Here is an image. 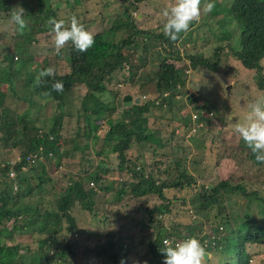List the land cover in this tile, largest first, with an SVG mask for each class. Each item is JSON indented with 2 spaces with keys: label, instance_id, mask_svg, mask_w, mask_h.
Returning <instances> with one entry per match:
<instances>
[{
  "label": "trees",
  "instance_id": "trees-1",
  "mask_svg": "<svg viewBox=\"0 0 264 264\" xmlns=\"http://www.w3.org/2000/svg\"><path fill=\"white\" fill-rule=\"evenodd\" d=\"M11 1L0 0V12L11 10ZM52 1L15 0L17 7L25 9L27 28L23 34L18 32L12 52H0V75H3V80L0 79V150L8 153L16 150L20 154V159L13 164L8 158H0V264H26L18 260V234H11L10 230L6 233L7 223L13 232L31 226L34 235H44L35 239L39 248L27 264H120L121 249L136 253L127 260L163 264L160 251L164 247L163 240L180 241L192 235L200 239L208 252H217L220 246L225 250L233 245L234 264H264V256L258 257L264 252V163H254L250 159L251 167L245 172L251 177L202 184L197 194L186 196L183 190L193 188L196 181L183 169L185 157L181 152L185 149L182 144L175 142L173 148L174 138L178 135L176 128L183 130L194 125L198 131L204 129L205 133L217 129L212 120L219 129L224 127L225 122L217 121L212 105H196L198 92L186 94L185 88L190 75L199 74L200 69L217 72L225 48L243 67L258 73L257 87L264 89L260 65L264 58V0L220 3L222 10L218 13L223 16L216 19L218 27L212 33L228 31L231 24L239 31L236 36H230L226 44L214 46L210 56L180 51L195 42L194 28L191 27L186 35L181 34L176 42L170 41L163 35V12L158 14L156 26L137 24L131 11L143 0H120L121 9L114 12L111 25L94 32L95 44L86 52H77L69 42L57 54L47 21L49 18L66 21V18H60V12L49 6ZM83 1L65 0V3L73 10L81 7ZM80 21L89 28L88 22ZM37 35H40V42H47L46 53L33 52L37 47L35 42H39ZM5 48L9 50V47ZM49 67L53 69L51 74L44 71ZM121 72L125 76L123 82L138 87L137 95H131L132 104L128 106L123 103L124 96L118 104L101 97L106 92L115 94L109 89L110 82ZM151 88L153 95L148 92ZM181 96L187 98L198 118L192 123L189 117H184L186 111L179 118L182 123L178 126L172 111L182 110L184 104L177 107L175 103ZM47 108H52L48 117L45 115ZM150 118L167 120L161 130L167 131L168 124L177 126L167 131L168 137L163 139L149 130ZM65 119H74L82 125L78 124L71 136H64ZM102 122L107 128L100 134ZM238 138L240 145L247 148ZM64 144H70V147L65 148ZM129 149L138 153L135 158L129 157ZM168 149L174 155V178L167 182L162 178L169 174V168L149 169V175H145L142 166L145 153L151 151L152 157L163 156ZM77 153L80 165L75 179L70 177L65 191L53 200V194L50 195L52 185L45 191L47 181H51L47 162L57 169L64 161L75 160ZM109 153H117L119 157L115 169L101 158ZM53 159H56L55 163H52ZM11 171L16 173L13 178L9 177ZM102 172H117L118 176L109 182V177ZM14 186H17L15 190ZM167 188L176 192L170 196L169 192L165 193ZM35 191L45 193L35 197ZM108 192L114 194L110 202L105 201L106 197L102 199ZM229 192L245 201L238 217L225 205ZM47 194L52 200H46ZM150 196L160 201L152 206L138 205L146 215L140 227L143 236L140 243L134 241V231L122 223L117 230L111 228L113 219L119 221L126 213H123L124 209L118 210L120 207H110L125 202L132 205L134 200ZM175 200L179 201L178 209L172 204ZM98 201L103 204L104 212H100L104 213L103 218H98L95 210ZM76 204L81 214L75 212ZM180 212L187 215L186 223L177 220ZM257 213L262 216L261 220L255 216ZM84 214H89V221L96 222H92L96 226L94 229L100 225L102 229L100 232L85 231L87 238L92 236L98 241L82 248L70 237L77 235L78 217L81 216L83 221ZM63 219L66 225H63ZM232 235L236 236L234 242H231ZM137 246L143 248L142 252Z\"/></svg>",
  "mask_w": 264,
  "mask_h": 264
},
{
  "label": "rangeland",
  "instance_id": "rangeland-1",
  "mask_svg": "<svg viewBox=\"0 0 264 264\" xmlns=\"http://www.w3.org/2000/svg\"><path fill=\"white\" fill-rule=\"evenodd\" d=\"M204 1L206 0H202V5L206 4L204 3ZM208 2H213L215 4V7L211 13L205 14L202 12L200 21L192 25V28H194L193 38H195V42L193 44H190L187 49L180 50L184 54H196L200 52L205 56H210L213 53L214 46L226 44L228 38L230 36H236L237 32L239 31L238 28H232L234 25L231 24L228 25V31H225L223 29V31L217 30V32L212 33V31L218 27L216 19H219L223 16V13H218L219 9L222 10V6H220V3L224 2L226 5L229 4V0H209ZM17 3L18 2H15V0H12L9 5L11 8H13L17 7ZM173 3V0H143L142 2L138 3L135 10L131 11V16L137 24H140L143 27L156 26L159 21L158 14L160 12H164L166 8L171 7ZM49 6L52 9L58 10L60 12V18H66V21L70 20L69 18L71 17V15H76L79 20L88 22V25L86 24L87 26H89L88 30L95 32L100 29L108 28L111 25L114 12H119V10L121 9V2L120 0H84L81 7H76L75 9L71 10L66 6L65 0H53L49 3ZM9 16L10 10H1L0 52H12L13 44L18 39L19 33L16 29V26L10 22ZM210 27L213 29H209ZM202 35L204 37H201ZM39 39L40 35H37L36 40ZM35 43L37 47H34L33 52H47L46 49L48 45L45 40H42L41 42L39 40V42ZM5 46L9 47V50L5 48ZM221 57V63L217 72L210 73V70L200 69L199 74L193 73L194 75H190V78H188L189 83L185 88V90L187 91L186 94L195 91L198 92L197 98L195 100L196 105L207 103L212 105L214 111L217 114L216 117H218L217 121L225 122L224 127L219 129L220 126L214 120H212L213 125L221 131L219 132L217 129H211L210 131L203 133L204 129L198 131L199 128L194 125L189 129L184 128L182 130L181 128L177 129V125L168 124L167 131L176 128V132L178 134L174 138L173 148L175 147V142H177L182 144L183 148L185 149L183 151L184 153L181 152L183 157H185L183 169L190 172L196 181L193 184V188L186 187L183 190L182 193L186 196L194 193L197 194L202 184H205L206 186L209 183L220 182L221 180L226 178L229 180H236L237 178L239 179L241 177H251V175L245 172V170L250 169L251 161L257 162L251 150L248 147L244 148L243 145H240L241 141L239 142L238 135L234 132V124L237 122L245 121L248 112L250 111L249 105L253 103L257 98L264 97V89H260L257 87L256 82L258 80V73L255 70L243 67L241 63L228 51V48H225V50H223V52L221 53ZM260 65L264 77V58L262 59ZM0 76V79L3 80V75ZM118 78L113 79V81L110 82L109 86V89L115 91V94L113 95L106 92L104 96H101L102 99L111 100L118 104V101L120 102L123 96L125 97L126 95H132L135 97L137 95L136 91L138 87L133 86L128 82H123V80H125V76L122 75V72L119 74ZM193 78H195L196 81H193ZM148 92L153 95L152 88ZM124 97L122 99H124ZM175 103L177 107L181 106V104H184L181 111H179V109H173L172 111L174 122L178 123V126H181L180 123L182 122L179 120V118L183 117L186 111L187 112L184 117L189 116L190 113L194 114L196 113V111L190 107V103L187 102V98L185 96L178 97ZM51 113L52 108H50L49 110L47 108L45 115L48 117V115L50 116ZM228 113H231L233 115L232 121L226 120L225 114ZM115 116H119V114ZM101 121L102 120L98 121V123H100ZM166 122L167 120L150 118L148 124L150 128L149 130L152 131L153 134H159L163 139H166L168 137V132L166 130H161L165 126ZM78 124L82 125L79 122L76 123L74 119H65L62 129L63 135L71 136L74 132V129L78 127ZM202 127H204V125H202L201 128ZM104 128H107V125L102 122L101 128L99 130L100 134H102ZM192 133L194 134L191 135ZM189 135L194 137L191 138ZM214 139H218V141H213ZM64 147H70V144H64ZM166 152L168 154L166 153L163 156L157 154L156 157L151 156V151L146 152L142 164V166L144 167L143 173L145 175H149L147 174L150 173L149 169L156 170L169 168V174H164L162 178L165 180V182L173 179L175 176L176 168L173 160L174 155L169 153V149ZM127 154L130 158L133 159L137 156L138 153H136L134 149H129L127 151ZM77 156H79V153H77L76 157L74 158L75 160H66L57 169H54L55 165H51V162H47L46 168L48 169L51 181H47L45 185V191L47 192L49 190V187H51L52 185L50 195L53 194V200L65 191L64 189L70 182L69 178L71 177V179H73L74 177H76L80 165V159ZM94 157L95 155H93V158ZM0 158H8L11 164H13L20 159V154L16 150L8 153L3 149L0 150ZM101 158H103L105 162L107 161L108 163H110L111 168L114 169L117 167L119 162L117 153H109L103 155V157ZM55 162L56 159H53L52 163ZM93 162L95 163V159ZM136 164L138 167H140V165H138L139 163ZM137 166L135 169H137ZM23 169L26 170V168ZM25 170H23V172H25ZM11 172L14 174L11 176L9 173V177L13 178L14 176H16V173L14 171ZM102 173H104L107 178L109 177V182L118 176L117 172H112L110 174L105 172ZM16 187L17 186H14V190ZM209 187L212 188V185L210 184ZM167 192H169V195L171 196L176 191L174 189L171 190V188H167L165 190V193ZM44 193L45 192L42 191H35V197ZM50 195L47 194L44 196L46 200H52ZM113 196V192H108L106 196L102 197V199L106 197L105 201L108 202ZM33 197L34 195L32 196V198ZM226 198L228 199L227 203H225L227 209L232 211L235 217H238V215H240L243 210V202H245L244 199H241L239 196H235L230 192L226 194ZM159 201L160 200L157 197L150 196V198L146 197L145 199L134 200L132 202V205H130L129 202H125L122 205H114L110 207L113 209L120 207L118 210L124 209L123 213H126L119 217V221L113 219V221L111 222V228L117 230L122 223L125 227L131 228L134 231V241L138 243L139 240L143 237L142 231H140V227L142 226V222H144L146 219L145 212L141 211L138 205L152 206ZM172 204L173 206H176L175 208H180L177 207L179 205L178 200L172 201ZM248 204L250 206H254L250 203ZM102 206L103 204L99 202L95 209L98 214V218H103L102 215L104 213H100L104 212ZM74 209L76 210V213L81 214V212H79L78 204L75 205ZM54 210L55 209L53 208V211ZM255 212L256 210L253 211L254 214ZM255 216L258 217V220H261L260 217L262 216L260 214L257 213ZM78 218V228H76L77 235L70 237L71 240L76 241V243H80L82 248L83 245L89 246L95 244L98 239L92 236L87 238L85 236V231L100 232V230L102 229V225H100L99 228L94 229L96 228V226H94L92 222H96L92 220L89 221V214H84L82 216L83 221L81 219V216ZM176 218L180 222H187V215H184L182 212L178 213V216ZM62 222L63 225H66L64 219ZM9 226L10 223H7L6 233H9L11 231V234H18V236L16 237V241L20 244L18 249L19 254L17 255L18 260L26 264L29 263V258L34 254V252L36 253L35 250L39 248V245L36 243L35 239H39L44 235H34L31 231L33 228L31 226L21 228V230H18L17 232H13V230ZM61 234H63V232H61ZM206 237L209 236L207 235ZM235 237L236 236L233 235L231 236V242H234ZM137 249L139 252H142L143 248L141 249V247L137 246ZM221 249L222 247L220 246L217 252H213L210 250L209 252L211 254V258L209 261H205V264H234L236 255L233 250V245H231L228 249ZM119 254L121 255V258L129 259L134 257L136 253H126L125 249H121ZM258 255V257H263L264 252ZM89 259L90 261L92 260L90 257Z\"/></svg>",
  "mask_w": 264,
  "mask_h": 264
},
{
  "label": "clouds",
  "instance_id": "clouds-1",
  "mask_svg": "<svg viewBox=\"0 0 264 264\" xmlns=\"http://www.w3.org/2000/svg\"><path fill=\"white\" fill-rule=\"evenodd\" d=\"M214 7L213 2L202 5V0H174L173 5L163 12L165 18L163 35L170 41L176 42L181 38V34L186 35L192 25L200 21L202 12L211 13ZM9 20L16 26L17 31L23 34V30L27 28L25 9L21 6L13 7L10 10ZM47 23L51 26L57 54H60L61 49L69 42L77 52L81 53L86 52L95 44V33L88 30L75 15L71 17L70 22L49 18ZM44 71L51 74L53 69L49 67ZM249 108L250 111L245 121L234 124V132L251 150L256 160L264 163V97L257 98L249 105ZM192 116L193 121L198 118L197 113H190L186 117L192 121ZM225 118L232 121L233 115L225 114ZM163 243L164 247L160 249L164 257L163 264H205L206 252L210 254L205 250L200 239L194 235L187 236L174 244L167 240ZM120 264H147V261L121 258Z\"/></svg>",
  "mask_w": 264,
  "mask_h": 264
},
{
  "label": "water",
  "instance_id": "water-1",
  "mask_svg": "<svg viewBox=\"0 0 264 264\" xmlns=\"http://www.w3.org/2000/svg\"><path fill=\"white\" fill-rule=\"evenodd\" d=\"M123 103L125 106L131 105L132 97L130 95H126L123 99ZM205 258H206L205 261L209 260V253L206 252Z\"/></svg>",
  "mask_w": 264,
  "mask_h": 264
},
{
  "label": "built area",
  "instance_id": "built-area-1",
  "mask_svg": "<svg viewBox=\"0 0 264 264\" xmlns=\"http://www.w3.org/2000/svg\"><path fill=\"white\" fill-rule=\"evenodd\" d=\"M194 117H196V116H194ZM13 174H14V173L10 172V175H11V176H12ZM165 240L169 241V242L172 243V244H174L175 242H178V240L173 239V238H166V239L163 240V242H164Z\"/></svg>",
  "mask_w": 264,
  "mask_h": 264
},
{
  "label": "crops",
  "instance_id": "crops-1",
  "mask_svg": "<svg viewBox=\"0 0 264 264\" xmlns=\"http://www.w3.org/2000/svg\"><path fill=\"white\" fill-rule=\"evenodd\" d=\"M209 257H210V254H209Z\"/></svg>",
  "mask_w": 264,
  "mask_h": 264
}]
</instances>
